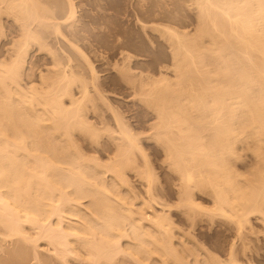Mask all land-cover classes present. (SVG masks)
Returning a JSON list of instances; mask_svg holds the SVG:
<instances>
[{"label": "bare ground", "instance_id": "obj_1", "mask_svg": "<svg viewBox=\"0 0 264 264\" xmlns=\"http://www.w3.org/2000/svg\"><path fill=\"white\" fill-rule=\"evenodd\" d=\"M193 1V34L150 25L171 39L174 81L134 75L128 65L121 73L156 118L145 126L177 180L178 203L171 205L156 193L141 132L113 106L87 54L73 44L77 30L65 26L74 1L0 0V38L4 19L18 36L9 32L12 39L0 45V264H21L29 251L39 258V241L58 264H255L248 235L251 213L264 227V0ZM51 30L63 53L49 50ZM34 45L50 56L38 83V68L26 64ZM140 115L137 125L148 121ZM237 142L257 159L250 179L232 166ZM130 172L146 195L129 188L131 200H142L135 209L123 193ZM214 216L233 231L223 258L219 247L212 253L195 240L194 230Z\"/></svg>", "mask_w": 264, "mask_h": 264}, {"label": "rangeland", "instance_id": "obj_2", "mask_svg": "<svg viewBox=\"0 0 264 264\" xmlns=\"http://www.w3.org/2000/svg\"><path fill=\"white\" fill-rule=\"evenodd\" d=\"M73 1L75 5L74 16L70 20H67L68 26L70 24L73 25L72 29L70 28V26L69 27L67 25L66 26L64 25V26L67 27V30L68 28H70L71 31H73V28H75L77 30V33L74 32L72 35L75 34L74 36L76 37L77 35V37L74 40V43L72 42L73 39L75 38L74 36H73L74 38L72 39L71 38L72 35H71L69 39L70 40L72 39L71 42L74 45L78 46V48L81 49V51H84L83 53L87 54L86 56L93 64L94 69L96 68L95 71L98 76L99 84L106 91L105 92L102 89L108 96L109 100L113 102L112 103L114 104L113 106L117 108V111L121 114V116H123L125 121L129 122L132 127L134 126L137 127V129L136 127L135 129L137 130L138 134H140L141 132L142 134L141 145L145 153H147V157L152 164V170L155 176V185L156 187H158V190H157L158 192L156 193L158 194L159 199L164 200L165 202H167L168 204L170 203L171 205L177 204L178 199L175 193L176 192L175 184H177L176 177L173 174H171V172H169L168 168L166 167L165 162H162L164 158H163V151L161 150V146H159L155 142L154 139L152 138L148 139V136H147L150 133V131H148L149 130L148 126H145V125L146 124L149 125V123H151L152 121L155 122L156 118L152 116L154 115V113L151 110L149 111V109L146 110L145 106L144 107L141 106L143 105L141 104L142 102L139 101L135 95H133L132 90L130 89V85H128V83L123 79L121 73L126 69V67L127 68L130 67L131 69L130 72L133 74L135 73L134 75H139L141 73V75L145 74L144 76L152 75L150 77H154V79H157V78H160L159 76L161 74V76H164V77L166 76L167 79H171L174 81V76L176 77V75H174L175 69H174V65L172 64H174L173 60L175 59H174V54L171 53V51L173 52V50H171L172 49V44L170 43L171 39L168 37V35L166 34L163 35L162 34L163 32H159L158 30L153 29L150 25H153V24L154 25L159 24L163 26L167 25L169 27H172V29L174 28L175 30L177 29L181 32L188 31L189 34H191L192 32H194V30H196L195 28L198 24L197 23L198 22L197 21L198 20L197 19V11H198L197 9L198 8H196L197 6L194 4L193 0L192 2L191 0H188V1L186 0H73ZM3 21L4 22H3V26L1 30L4 31L5 35H2V38H0V45H1V41L4 42L7 39V36L9 39L11 34H13V36L16 35L13 33L14 31L16 32L15 26L11 25L15 28L13 29L14 30L13 31L12 29H10L11 28L10 21L7 19L6 20L4 19ZM140 23H145L146 26L142 28ZM65 29L64 30L61 29V30L67 31ZM53 31L54 30H51L49 32L47 31L48 33L45 32L47 33L46 36L50 35L48 38L46 37L48 40L45 39L50 44V46L48 45V48L51 51L57 50L56 52L63 53L62 51L64 49L62 48L63 46H60L62 48L61 50L62 52L59 50L61 48L59 46H56L58 45V43H62L61 38L59 39L60 41L59 42L58 41L59 37L56 33V35L54 36H56V39L58 42L55 41L56 39L53 38V36H51L55 33ZM71 31L70 32L68 31L67 33L71 34L72 33ZM9 32H10V35H8ZM50 32L51 33L53 32V34H51ZM63 34L66 37L68 36V34L66 35L65 32H63ZM4 36L5 38H3ZM13 36L11 35L12 38L18 37V36H14V37ZM166 36L169 38L170 42L168 41ZM51 37L53 39H51ZM54 41L56 42V44ZM7 45L8 44H6V46ZM3 48L5 47L3 46ZM120 52L123 55H126V56L128 55V57H125L126 60L125 58L124 60H122L123 59L122 57L124 56L121 55ZM172 54H173V57H172ZM48 57L50 56L48 55L47 51L41 50L39 48L37 49L35 45L29 48L26 59H29L30 61L28 60L26 64L27 65L32 64L33 67L35 66L34 69L38 68V70L37 69L34 70L33 80L34 78L35 80L36 79L38 80V76L35 77V75L39 71L43 72V70H46V67H50V66H47V65H50V63H48L49 62L48 60L50 58ZM45 62L47 65H45ZM126 65H128L129 67ZM31 66L30 67L26 66L27 70L28 68L33 69V67ZM39 66L42 68H40ZM33 80L32 82L38 83V81L35 82V80L34 81ZM151 112H152V115H151ZM138 114L139 115L141 114L140 117L145 116L144 121L148 120L147 121L148 123L147 122L145 123L143 121L144 123L141 124L144 127H146V129H144V127H142L141 129V127L139 128V126L141 125H137L136 121L137 119H139L137 118V116L139 117ZM245 145L243 144V142H241V143H238L237 146H235L236 154L238 153L240 156L237 157L238 160L236 161L234 160L235 162L233 161L234 163L232 164L233 168L235 169L234 171L235 172L237 171L239 175L240 174L243 175V176L240 175L241 178L242 177L244 178V176L251 177L252 175L254 177L253 171L256 172V170L258 169L257 168L258 164L256 161L257 159H255V156L252 154L253 150L251 149L250 151L248 148L246 149L244 147ZM250 146L252 145H249V148H251ZM105 157L106 156L99 157V159L102 158L100 159L101 161L100 160L99 161L101 163H104L105 161H107ZM139 157H138V161H140ZM251 172H252V175H250ZM132 173L133 172L127 173L128 175L127 177L129 178V180L127 179L129 181L128 182L129 186L127 187L128 190L123 192L125 193V195L124 194L123 195L126 197L128 196L129 200H131L130 199L131 194L128 191L134 190L133 192H135L134 194L138 198V194L140 195L141 192H143L141 190L144 187L142 186L143 184L141 185V181L139 180V178ZM129 188H132V189L129 190ZM143 194L145 193H142L140 195V197H143V198L139 197L142 200L144 199V197H146V195H143ZM133 199L134 200H131V201H133L135 205H133L132 209H135L139 205L138 203L142 200L139 199L140 201L138 202V199H137V202H136V199L134 197ZM208 199L204 197L203 200L202 198L200 200L205 202L206 206H211L212 204L211 200L209 199L210 200L209 201L210 203H209ZM175 212H178V210H176ZM175 214L177 215V213ZM251 214H250L251 215L250 216V227H251L250 231L251 232L250 231L248 232H250L249 235H251L252 237L247 234L249 238L248 242L250 243V244L248 243V245L252 249L250 253L251 255H252V252L254 253V251H256L257 253V254L256 253L253 254L254 255L253 260H255V262L253 261V263L264 264V227L262 225L263 222H261V220L258 219L256 215H254L255 213H251ZM176 215H172L173 216L172 218H174L175 222L177 223L180 221L179 219L181 218L178 217L180 216L179 214L177 216ZM217 218L218 216L213 217V219L211 220V222L213 223L209 221H208L209 223L203 222L202 223L203 226L201 225L202 227L198 228L197 229L198 231L195 229L194 232L196 233L194 234L196 237L195 240L197 239V242L199 241V242H202L204 246L206 245L205 247L211 250L212 253L213 251L216 252L220 250L218 251V253L216 252L215 254L217 255L219 254V256L221 257L222 256L221 254H223V252L227 249L226 246L229 245V242L232 239L231 234H233V231H231L232 233H230V230H229L230 226L226 225L227 222L226 223L224 222L226 221L225 219L221 220L222 217H220V219L217 220ZM214 222L217 224H215ZM208 227L209 229H207ZM224 228H227L228 230L225 229L223 231ZM252 232L254 233L251 234ZM31 234H29V236ZM250 241H252V243ZM212 242L213 244L212 246H210ZM39 243H40L39 249H42V248L44 249V251L42 249L43 252L38 249L39 251L42 252V253L41 252L39 253L41 254L39 255L40 259L37 257L38 253L36 257L39 260H37L36 257L32 256L31 253L33 252L29 251L28 254L25 255L26 258L24 259L22 258L24 261L21 262V264L23 263L38 264V262L39 264L40 263L43 264L44 261H45V264H49V263L58 264V261L56 262L54 258L51 259V253L47 252L49 251L47 248L48 247L47 244H44L45 242L43 243V241H39ZM215 243L217 245H215ZM221 244H224V245H221ZM215 247H219V248H215ZM214 248L216 249V251L213 250ZM221 248H224L225 250L224 249L221 250ZM29 255H31L32 257L30 258ZM41 257H44V258H41ZM48 257H50V259ZM1 260H3V258H1ZM35 260H37L36 261L37 263H35ZM9 261L10 259L5 262L9 264ZM13 261L16 262L15 264H17L18 260L16 261L13 260ZM243 261L244 263H246L245 260H242V262ZM1 262L3 263L4 261H1ZM73 264H76V262Z\"/></svg>", "mask_w": 264, "mask_h": 264}]
</instances>
